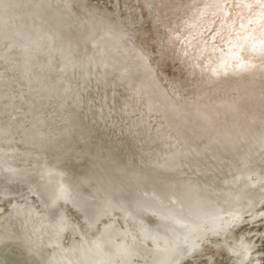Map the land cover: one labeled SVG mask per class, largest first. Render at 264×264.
Instances as JSON below:
<instances>
[{
  "label": "rangeland",
  "instance_id": "obj_1",
  "mask_svg": "<svg viewBox=\"0 0 264 264\" xmlns=\"http://www.w3.org/2000/svg\"><path fill=\"white\" fill-rule=\"evenodd\" d=\"M218 1L0 0V264H264V0Z\"/></svg>",
  "mask_w": 264,
  "mask_h": 264
},
{
  "label": "bare ground",
  "instance_id": "obj_2",
  "mask_svg": "<svg viewBox=\"0 0 264 264\" xmlns=\"http://www.w3.org/2000/svg\"><path fill=\"white\" fill-rule=\"evenodd\" d=\"M220 1H221V0H219L218 2H220ZM228 1H229V0H228ZM235 1H237V0H235ZM244 1H245V0H244ZM222 2H224V1L222 0ZM224 3H225V2H224ZM245 3H247V2H245ZM245 3H243V4H244V7H246V6H245V5H246ZM219 4H220V3H219ZM222 4H223V3H222ZM226 4H227V1H226ZM239 4H240V3H239ZM243 4H242V5H243ZM217 5H218V4H217ZM242 5H241V7H242ZM248 5H249V4H248ZM222 6H223V5H222ZM226 6H227V5H226ZM236 6H237V5H236ZM250 6H251V5H250ZM251 7H252V6H251ZM253 7H254V5H253ZM215 8L217 9V7H215ZM215 8H214V9H215ZM220 8L222 9V7H220ZM227 8H228V7H227ZM247 8H249V7H247ZM218 9H219V8H218ZM228 9H229V8H228ZM236 9H237V8H236ZM236 9H235V10H236ZM241 9H242V8H241ZM250 9H252V8H249V11H250ZM226 10H227V9H226ZM243 10H245V9H243ZM243 10H242V12H243ZM229 11H230V10H229ZM231 11H232V9H231ZM233 11H234V10H233ZM236 11H238V10H236ZM245 11H246V10H245ZM253 11L255 12V11H257V10H252V12H253ZM210 12H212V11L210 10ZM214 12H215V11H214ZM220 12H221V11H220ZM246 12H247V11H246ZM254 12H253V13H254ZM258 12H259V10H258ZM261 12H262V11L260 10V13H261ZM263 12H264V11H263ZM234 13H235V11H234ZM244 13H245V12H244ZM244 13H243V14H244ZM247 13H248V12H247ZM247 13H246V14H247ZM253 13H252V14H253ZM215 14H216V13H215ZM227 14H231V12H227V11H225L224 13H222V15H221V14H220V15H221L223 18L226 17V19H227V17H228ZM235 14H236V13H235ZM235 14H234V16H235ZM239 14H240V12H239ZM249 14H250V13H249ZM263 14H264V13H263ZM213 15H214V13H213ZM216 15H217V14H216ZM231 15H232V14H231ZM244 15H245V14H244ZM254 15H255V14H254ZM258 15H259V14H257V18H255V19H259ZM221 16H220V17H221ZM241 16H242V15H241ZM259 16H262V15H259ZM207 17H208V16H207ZM250 17H251V15H249V18H250ZM254 17H255V16H254ZM263 17H264V16H263ZM212 18H213V17H212ZM215 18H216V17H215ZM244 18H245V16H244ZM244 18H243V19H244ZM230 19H231V18H230ZM236 19H237V18H236ZM240 19H242V18L240 17ZM247 19H248V17L246 16V18H245V22L247 21ZM250 19H252V18H250ZM250 19H248V21H249ZM255 19H253V20H255ZM262 19H263V18H262ZM212 20H213V19H212ZM219 20H221V19L219 18ZM223 20H225V19H223ZM233 20H234V19H233ZM253 20H251V21H253ZM213 21H215V20H213ZM243 21H244V20H243ZM256 21H257V20H255L254 22H256ZM259 21H260V20H259ZM222 22H223V21H222ZM232 22H233V21H232ZM260 22H262V21H260ZM260 22H257V23H260ZM235 23H236V22H235ZM231 24H232V23H231ZM238 24H239L240 29L242 28L245 32H247L248 35H247V34H246V35H247L248 37H252V40L254 39V40H256V42H259V41H263V40H264V31H263V30H262V31H263L262 33H261V32H260V33L257 32L256 34H254L255 31H257V30H255V31L253 30V29H254L253 24H251V27H253L252 31H254V33H251V31H250L251 29L247 30V28H248L247 26H250V24L245 23V24H248L247 26H244V25H245L244 23H243L244 25H242L241 23H238ZM254 24H256V23H254ZM258 25H261V24H258ZM258 25H257V26H258ZM263 25H264V24H263ZM232 26H233V25H232ZM255 26H256V25H255ZM251 27H250V28H251ZM229 28H230V27L228 26V28H226V29H229ZM232 28H233V27H232ZM235 28L238 29V27H235ZM255 28H256V27H255ZM260 28L262 29V27H260ZM260 28H258V29H260ZM226 29H225V30H226ZM229 30H230V29H229ZM233 30H234V32L236 33L235 29H233ZM233 30H232V31H233ZM243 30H241V31H243ZM232 31H231V32H232ZM259 31H260V30H259ZM224 32H225V31H224ZM231 32H230V33H231ZM242 33H243V32H242ZM232 34H234V33H232ZM237 34H238V32H237ZM244 34H245V33H243V35H244ZM235 35H236V34H235ZM241 35H242V34H241ZM241 35H240V36H241ZM228 36H230V35H228ZM233 37H234V36H233ZM238 37H239V36H238ZM241 38H242V37H241ZM243 38H244V37H243ZM228 39H229V38H228ZM234 40H235V39H233V42H234ZM249 40H251V39H249ZM230 43H231V42H230ZM258 44H259V43H258ZM231 45H232V44H231ZM256 45H257V44H256ZM226 46H227V45H226ZM238 46H239V45H238ZM248 46H249V45H248ZM259 46H260V44H259ZM228 47H229V46H228ZM225 48H226V47H224V49H225ZM244 48H246V47H244ZM221 49H222V48H221ZM250 49H251V48H250ZM222 50H223V49H222ZM222 50H221V51H222ZM234 50H235V49H234ZM237 50H239V49H237ZM240 50H241V49H240ZM224 51H225V50H224ZM227 51H228V49H227ZM230 51H231V48H230V50H229V53H230ZM235 51H236V50H235ZM243 51H244V49H243ZM247 51H248V50H247ZM218 52H219V50H218ZM239 52H240V51H239ZM219 53H220V52H219ZM222 53H223V52H222ZM229 53H228V54H229ZM245 53H247L246 50H245ZM226 54H227V53H226ZM240 54L242 55V53H240ZM243 54H244V53H243ZM221 55H222V54H221ZM244 55L246 56V54H244ZM244 55H243V59L240 58V61H241V62H242V61L244 62ZM247 55H250V54H247ZM251 55H252V54H251ZM262 55H263V53H262ZM223 56H224V57H227V55H226V56L223 55ZM223 56L220 57V60H219V61H221V62L223 61V60L221 59ZM239 56H240V55H239ZM224 57H223V59H224ZM237 57H238V56H237ZM233 58H236V57H233ZM213 59H214V58H213ZM236 59H238V58H236ZM253 59H254V58H253ZM227 60H229V59H227ZM240 61H239V59H238V62H240ZM246 61H247V60H246ZM246 61H245V62H246ZM248 61H249V60H248ZM248 61H247V62H248ZM251 61H253V60H251ZM230 62H231V60H230ZM219 63H220V62H219ZM222 63L224 64V61H223ZM236 63H237V62H235V65H236ZM251 63H252V62H251ZM237 64H238V63H237ZM245 64H246V63H245ZM249 64H250V63H249ZM211 65H212V64H211ZM219 65L221 66V64H219ZM239 65H240V64H239ZM242 65H244V64H242ZM242 65H240V66H242ZM247 65H248V64H246V66H247ZM262 65H263V64H262ZM262 65H261V66H262ZM220 66H219V67H220ZM226 66H227V65H226ZM226 66H225V67H226ZM236 66H237V65H236ZM211 67H212V66H211ZM221 67L223 68V66H221ZM221 67H220V68H221ZM230 67H231V66L229 65V69H231ZM233 67H234V66H233ZM247 67H248V66H247ZM252 67H253V66H252ZM209 68H210V67H209ZM209 68H208V69H209ZM213 68H214V67H213ZM216 68H217V67H216ZM222 68H221V70H223ZM248 68H249V67H248ZM255 68H256V67H255ZM263 68H264V67H263ZM225 69H226V68H224V70H225ZM239 69H240V68H239ZM259 70H260V69H259ZM216 72H217V70H216ZM220 72H221V71H220ZM249 72H250V71H249ZM260 72L263 73V71H261V70H260ZM260 72H259V73H260ZM238 73H239V71H238ZM255 73H256V72H255ZM257 73H258V71H257ZM228 74H229V73H228ZM260 74H261V73H260ZM231 75H232V74H231ZM253 75H254L255 78H253L254 81L252 80V81H253V85H252V86H255L256 89H258L256 94H253V93H252V94L255 96V97H253V98H254V99H255V98H258L259 100H258V99H256V100L260 101V99H261L260 97L264 96V89H263L264 86L261 84V85H262V88L260 89V81H261V80H260L259 78H258L259 81L256 79V77H257L259 74H256V75H257V76H256V75L254 74V72H253ZM234 76H235V74H234ZM242 76H244V74H243ZM251 76H252V74H251ZM262 77H263V76H262ZM241 78H242V77H241ZM245 78H246V77H245ZM248 78H249V75H248L247 79H248ZM251 78H252V77H251ZM251 78H250V79H251ZM263 79H264V77H263ZM243 80H244V79H243ZM254 82H255V83H254ZM228 83H229V82H228ZM232 83H233V82H232ZM242 83H243V82H242ZM239 84H240V83H239ZM250 85H251V84H250ZM250 85H249V88H250ZM233 86H235V85H233ZM244 86H245V87H243V89L246 88V90H247V89H248V88H247V87H248V84H247V85H244ZM246 86H247V87H246ZM252 86H251V87H252ZM255 87H254V88H255ZM235 88H236V87H235ZM237 88H238V87H237ZM256 89H255V90H256ZM249 90H250V89H249ZM253 90H254V89H253ZM242 91L244 92L245 90H242V89H241L240 92L242 93ZM238 92H239V91H238ZM240 92H239L238 95H240ZM247 93H249V92H247ZM247 93H244V94L246 95ZM244 94H242V95H244ZM249 94H251V93H249ZM249 94H248V96H247L248 98L250 97ZM252 94H251V96H252ZM242 95H240V96H242ZM229 97H230V95H229ZM231 97H232V96H231ZM231 97H230V98H231ZM233 97H236V96L233 95ZM233 97H232V98H233ZM244 97H245V96H244ZM232 98H231V100H232ZM227 99H228V98H227ZM250 99H251V98H250ZM242 100H243V98H242ZM245 100H246V99H245ZM245 100H244V101H245ZM252 100H253V99H252ZM261 100L263 101V99H261ZM240 101H241V100H240ZM240 101H239V102H240ZM248 101H249V99H248ZM228 102L230 103V101H228ZM250 102H251V100H250ZM256 102H257V101H256ZM260 102H261V101H260ZM232 103H233V102H232ZM241 103H242V102H240V104H241ZM251 103H252V102H251ZM257 103H258V102H257ZM257 103H256V105H255L256 107H257ZM263 103H264V102H263ZM230 104H231V103H230ZM252 104H254V102H253ZM226 106H227V105H226ZM238 106H240V105H238ZM243 106H244V105H243ZM248 106H249V105H248ZM235 107H236V106H235ZM241 107H242V106L239 107V108H240L239 111L241 110ZM252 107L254 108V106H251V108H252ZM256 107H255V108H256ZM237 108H238V107H237ZM242 108H243V107H242ZM249 108H250V107H249ZM249 108H248V109H249ZM251 108H250V109H251ZM255 108H254V109H255ZM225 109H226V108H225ZM229 109H230V108H229ZM231 109H232V108H231ZM246 109H247V108H246ZM250 109H249V110H250ZM257 109H259V108L257 107ZM234 110H236V111H234V112L237 113V109H234ZM242 110H243V109H242ZM249 110H247V111H249ZM252 110H253V109H252ZM231 111L233 112V110H230L229 112H231ZM253 111H254V110H253ZM256 111H257V110H256ZM256 111H254L253 113H254V114H255V113H259V111H258V112H256ZM260 111H261V110H260ZM220 112H221V111H220ZM226 112H227V111H226ZM229 112H228V115H229ZM251 112H252V111H250V113H251ZM221 113H222V112H221ZM223 113H224V112H223ZM241 113H242V112L237 113V115H238V114H241ZM246 113H247V112H246ZM246 113H245V114H246ZM253 113H252V114H253ZM232 114H234V113H232ZM245 114H242V115H245ZM252 114H251V115H252ZM254 114H253V115H254ZM219 115H220V114H219ZM228 115H226V116H227V117H226L227 119H228ZM235 115H236V114H235ZM235 115H234V116H235ZM247 115H249V113H248ZM251 115L246 116L245 118L247 119V118L250 117ZM253 115H252V116H253ZM217 116H218V115H217ZM229 116H230V115H229ZM261 116H262V115H260V120H261ZM236 117L238 118V116H236ZM241 117H242V116H241ZM217 118H218V117H217ZM231 118H232V117H231ZM239 118H240V115H239ZM239 118H238V119H239ZM245 118H244V120H245ZM249 119H250V118H249ZM253 119H254V118H253ZM235 120H237V119H235ZM235 120L232 119L231 121H235ZM218 121H221V120H218ZM231 121L228 120L229 125H231L230 128L232 127V124H231L232 122H231ZM237 121H239V120H237ZM247 121H248V119L244 122V124L242 123V125H245V127H246V124H247L246 122H247ZM250 121H251V120H250ZM255 121H256V119H255ZM255 121L253 120V122H255ZM240 122H242V121H241V118H240ZM240 122H239V123H240ZM218 123H219V122H218ZM218 123H217L218 126H219V125H222L221 122H220L221 124H218ZM226 123H227V122H226ZM245 123H246V124H245ZM248 123L250 124V122H248ZM223 124L226 126V124H225L224 122H223ZM234 124H236V122H235ZM227 125H228V124H227ZM242 125H241V126H242ZM247 125H248V124H247ZM222 126H223V125H222ZM233 126H234V125H233ZM239 126H240V125H239ZM216 127H217V126H216ZM219 127H221V126H219ZM219 127H218V128H219ZM227 127H229V126H226V128H227ZM243 127H244V126H243ZM243 127H240V128L242 129ZM224 128H225V127H224ZM226 128H225V130L222 128V130H224V131H221V132H226ZM232 128H233V127H232ZM235 128H237V124H236V127H235ZM212 129H213V127H212ZM233 129H234V128H233ZM238 129H239V127L237 128V130H238ZM248 129H249V128H248ZM214 130H215V129H214ZM214 130H212V131H214ZM227 130H229V129H227ZM235 130H236V129H235ZM239 130H240V129H239ZM244 130H245V129H244ZM244 130H243V132H244ZM218 131H219V130H218ZM230 131H231V130H230ZM230 131H229V132H230ZM233 131H234V130H233ZM215 133H216V131H215ZM218 133H219V132H218ZM218 133L216 134V136H217V135H221V133H219V134H218ZM232 133H233V132H232ZM234 133H235V132H234ZM234 133H233V134H234ZM240 133H241V131H240ZM240 133H239V134H240ZM249 133H250V132H249ZM213 134H214V133H213ZM222 134L224 135V133H222ZM227 134H228V133H227ZM229 134H230V133H229ZM230 135H232V134H230ZM217 137H218V136H217ZM223 137H224V136H223ZM226 137L228 138L229 136L227 135ZM226 137H225V138H226ZM233 137H234V136H233ZM227 138H226V139H227ZM229 138H230V137H229ZM231 138H232V137H231ZM232 139H233V138H232ZM213 140H214V139H213ZM220 140H221V138H220ZM224 140H225V139H224ZM233 140H234V139H233ZM215 141H216V140H215ZM230 142H231V144H232V141H230ZM230 142H229V143H230ZM222 143H223V140H222ZM226 143H227V142H226ZM234 143H235V141H234ZM216 144H217V143H216ZM223 144H225V143H223ZM223 144H222V145H223ZM227 144H228V143H227ZM235 145H237V144H235ZM226 146H227V145H226ZM231 146H232V145H231ZM233 146H234V145H233ZM227 147H228V146H227ZM228 149H229V148H228ZM6 244H7V246H6L5 249H7V257H8V258H7L6 262H5V264H15V262H17L16 259H18V257L21 256V258H22V255H23L22 252H24L25 250H24L23 248H21L22 250L13 252V251L10 249V242L8 241ZM8 244H9V245H8ZM64 247H65V245H64ZM70 247H71V246H70ZM152 247H153V246H152ZM152 247H151V249H152ZM154 247H155V246H154ZM159 247H160V246H159ZM162 247H163V246H162ZM67 248H68V249H67ZM67 248L65 247L64 249H65V250H66V249H67V250L70 249L69 247H67ZM75 248L78 249V250H81V248H80L79 245L75 246ZM163 248H164V247H163ZM29 249H30V248H29ZM76 249H75V250H76ZM160 249H162V248H160ZM30 250H31V253H32V252H33V254L36 253V254L38 255V257L40 258V260L42 259V260L44 261V264H47L46 259H44L43 257H40V254L37 253V251H34L33 249H30ZM67 250H66V251H67ZM75 250H74V251H75ZM164 250H165V249H164ZM219 250H220V249H219ZM156 251H157V250H156ZM161 251H162V250H161ZM220 251H221V250H220ZM68 252H69V251H68ZM165 252H166V251H164V253H165ZM205 252H206V251H205ZM24 253H25V252H24ZM31 253H30V254H31ZM74 258H75V257H74ZM196 258H197V257H196ZM198 259H199V258H198ZM18 261H19V262H17L18 264H23L22 262L24 261V259H21V260H18ZM77 261H78V260H77ZM195 261H196V260H195ZM193 262H194V261H193ZM203 262L205 263V261H203ZM51 263H52V262H51ZM142 263H145V262H142ZM142 263H141V264H142ZM3 264H4V263H3ZM147 264H198V263H191V262H189L188 260H186V261H184V262H183V261H179V262H178V261H172V260L169 259L168 256H166V257L163 258V259L156 260L155 262H151V263L148 262ZM207 264H208V263H207Z\"/></svg>",
  "mask_w": 264,
  "mask_h": 264
}]
</instances>
